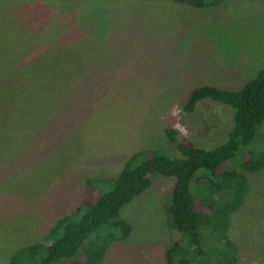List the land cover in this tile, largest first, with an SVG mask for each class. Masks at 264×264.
Masks as SVG:
<instances>
[{"label": "rangeland", "instance_id": "1", "mask_svg": "<svg viewBox=\"0 0 264 264\" xmlns=\"http://www.w3.org/2000/svg\"><path fill=\"white\" fill-rule=\"evenodd\" d=\"M262 69L264 0H0V264L48 243L57 220L109 191L133 154L179 156L166 128L193 147L218 145L233 110L183 105L197 87L238 90ZM235 170L248 192L229 215V242L239 264H264V167ZM172 184L155 174L123 206L130 231L102 264H165Z\"/></svg>", "mask_w": 264, "mask_h": 264}, {"label": "trees", "instance_id": "2", "mask_svg": "<svg viewBox=\"0 0 264 264\" xmlns=\"http://www.w3.org/2000/svg\"><path fill=\"white\" fill-rule=\"evenodd\" d=\"M173 1L203 8L222 0ZM23 80L17 82L22 84ZM203 101L233 110L222 142L209 149L193 147L178 141L177 133L166 128L164 134L179 156L160 151L133 154L109 191L58 219L47 233L48 243L18 248L8 264H102L110 246L130 231L120 216L123 206L149 188L155 174L173 180L165 212L176 239L165 253L164 263L239 264L237 247L229 242V215L242 206L248 192L247 180L235 169L255 171L264 167V134L260 130L264 122V69L238 90L197 87L182 109L191 113ZM256 137L257 144L248 147ZM202 233L216 236V244L204 246Z\"/></svg>", "mask_w": 264, "mask_h": 264}]
</instances>
